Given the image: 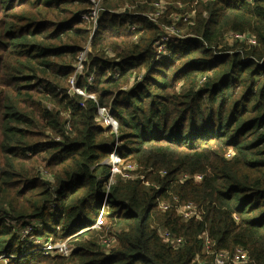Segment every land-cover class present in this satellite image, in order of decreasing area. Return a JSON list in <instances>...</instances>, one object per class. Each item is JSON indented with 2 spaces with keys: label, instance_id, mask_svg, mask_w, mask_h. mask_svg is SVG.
I'll list each match as a JSON object with an SVG mask.
<instances>
[{
  "label": "trees",
  "instance_id": "trees-1",
  "mask_svg": "<svg viewBox=\"0 0 264 264\" xmlns=\"http://www.w3.org/2000/svg\"><path fill=\"white\" fill-rule=\"evenodd\" d=\"M178 27L188 37L166 40ZM263 61L264 0H0V257L199 264L207 237L264 264ZM113 147L131 178L107 188ZM32 236L72 253L44 255Z\"/></svg>",
  "mask_w": 264,
  "mask_h": 264
},
{
  "label": "built area",
  "instance_id": "built-area-1",
  "mask_svg": "<svg viewBox=\"0 0 264 264\" xmlns=\"http://www.w3.org/2000/svg\"><path fill=\"white\" fill-rule=\"evenodd\" d=\"M97 6V5H96ZM97 11V9H96ZM93 13V12H92ZM158 15V14H156ZM95 16L93 15V19H94V23H95ZM167 30H173L172 28H167ZM229 38H232V41L229 42ZM167 40V38H165ZM225 41L229 42V43H233L236 41L239 42H244L247 45H255V41L252 39V37H250L247 34H238V33H229L225 36ZM161 50V48H160ZM85 56V53L81 56L82 60ZM264 63V61L262 62ZM92 81V77L88 78V82ZM78 94L83 95L80 91H77ZM97 125L103 129H110L111 132L115 133L117 130V123L115 122V120L111 117V113L109 110L105 109V108H97ZM111 162L113 164H116L118 162V160L113 157V155L111 156ZM126 170H133L132 167H127ZM114 172L117 173L116 176H120L122 179H129L131 178V175L128 172L125 171H120V170H114ZM111 177H115L112 176L110 174ZM201 179L200 176H196L195 180L199 181ZM114 183L113 179L109 180L108 183V187L110 185H112ZM107 187V188H108ZM107 207V198L104 197L103 198V202H102V209H101V218L98 219L95 223V225L93 226V228L91 229H101L104 226V221L102 219V213L104 211V209ZM166 207V206H165ZM167 208V207H166ZM177 214L182 218L183 221H188L191 218H197L198 217V213L195 209V207L192 204L189 203H184L181 204L180 206L177 207ZM159 234L161 235V237L163 238V240L165 242L170 243L171 245H173V247H177L179 245H181L182 241L181 239H176L174 237H172L168 232L166 231H162L159 230ZM110 239H107V241L104 242H109ZM202 251L204 254L206 255H212L213 259L211 260V262H200L199 257L196 256L195 260L197 262H199V264H245L248 262V255L246 253L245 250L241 249V248H235L232 252H225V251H216L214 252L212 249V243L209 241V239L207 237H202ZM38 246L41 247L44 255L47 254H58V255H63V256H67L71 253V248L70 246L67 247L66 244L63 243H45L44 245H42L41 243H37ZM3 257H0V260Z\"/></svg>",
  "mask_w": 264,
  "mask_h": 264
},
{
  "label": "rangeland",
  "instance_id": "rangeland-1",
  "mask_svg": "<svg viewBox=\"0 0 264 264\" xmlns=\"http://www.w3.org/2000/svg\"><path fill=\"white\" fill-rule=\"evenodd\" d=\"M97 13L98 12L96 11V5H95L93 13H92V16L94 15L96 17ZM164 33H165V38L168 37V36H180V37H183V38H187L188 37L187 35H185V28H183V27L182 28L178 27L177 29H173V30H166ZM231 41H232V38H229V42H231ZM77 70L80 71L81 70V66H78ZM112 155H113V157H115L118 160V162L116 164H113L111 162V156ZM104 164L109 167L110 174L112 176H115V177H113V180L115 181L116 179H118L119 177L116 176L117 173L114 172V170H117V171L119 170V166H120L121 162H120L119 156L117 154V148L116 147H113V149L110 151L109 158H108L107 161H105ZM107 187H108V185H107ZM102 202H103V199H102ZM101 209H102V204H101L100 212H101ZM100 218H101V216L99 215L97 220L100 219ZM31 229L32 228L29 229L27 227L22 228L21 229L22 237L27 236ZM29 241H32L33 245L37 246L36 245L37 243H41L42 245H44L45 243H48V242L51 243V238H46V239L45 238H40V237L35 238V237L32 236V237L29 238ZM62 243L66 244V246L69 247L68 240L63 241ZM105 245L106 246L108 245L106 250H109L111 247H113L115 245V243L113 241H109ZM7 263H8V260L5 259V258H2L0 260V264H7Z\"/></svg>",
  "mask_w": 264,
  "mask_h": 264
},
{
  "label": "bare ground",
  "instance_id": "bare-ground-1",
  "mask_svg": "<svg viewBox=\"0 0 264 264\" xmlns=\"http://www.w3.org/2000/svg\"><path fill=\"white\" fill-rule=\"evenodd\" d=\"M61 243H62V242H61ZM36 245H37V244H36ZM37 246H38V245H37ZM70 248H71V247H70ZM39 250H40L41 252H43L40 246H39ZM71 250H72V248H71ZM71 253H72V251H71ZM71 253H70V254H71ZM70 254H69V255H70ZM52 255H58V254H52ZM69 255H67V256H69ZM60 256H63V255H60ZM65 257H66V256H65Z\"/></svg>",
  "mask_w": 264,
  "mask_h": 264
}]
</instances>
